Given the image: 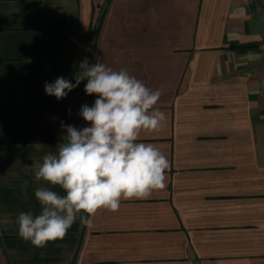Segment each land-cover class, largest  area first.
I'll return each mask as SVG.
<instances>
[{
  "label": "crops",
  "instance_id": "obj_1",
  "mask_svg": "<svg viewBox=\"0 0 264 264\" xmlns=\"http://www.w3.org/2000/svg\"><path fill=\"white\" fill-rule=\"evenodd\" d=\"M85 58L161 89L166 120L137 142L169 168L37 248L16 224L41 211L34 169L98 98L44 86ZM0 264H264V0H0Z\"/></svg>",
  "mask_w": 264,
  "mask_h": 264
},
{
  "label": "clouds",
  "instance_id": "obj_2",
  "mask_svg": "<svg viewBox=\"0 0 264 264\" xmlns=\"http://www.w3.org/2000/svg\"><path fill=\"white\" fill-rule=\"evenodd\" d=\"M85 79V93L98 97L79 113L90 126L78 129L61 122L64 141L34 169L39 184L34 196L41 211L21 212L16 219L18 236L37 248L64 239L77 219L92 227L98 210L119 211L121 200L144 199L164 187L169 161L155 145L137 142L142 130H158L166 120L155 107L161 89L148 88L124 69L115 71L85 58L75 84L58 77L45 83L44 90L61 100Z\"/></svg>",
  "mask_w": 264,
  "mask_h": 264
},
{
  "label": "trees",
  "instance_id": "obj_3",
  "mask_svg": "<svg viewBox=\"0 0 264 264\" xmlns=\"http://www.w3.org/2000/svg\"><path fill=\"white\" fill-rule=\"evenodd\" d=\"M88 98H89V95H88ZM88 126H90V125H88Z\"/></svg>",
  "mask_w": 264,
  "mask_h": 264
}]
</instances>
